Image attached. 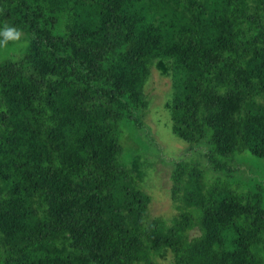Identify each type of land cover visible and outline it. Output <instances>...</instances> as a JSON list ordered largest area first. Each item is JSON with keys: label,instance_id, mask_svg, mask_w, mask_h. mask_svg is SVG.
I'll return each mask as SVG.
<instances>
[{"label": "trees", "instance_id": "trees-1", "mask_svg": "<svg viewBox=\"0 0 264 264\" xmlns=\"http://www.w3.org/2000/svg\"><path fill=\"white\" fill-rule=\"evenodd\" d=\"M262 160L264 0H0V264H264Z\"/></svg>", "mask_w": 264, "mask_h": 264}, {"label": "rangeland", "instance_id": "rangeland-1", "mask_svg": "<svg viewBox=\"0 0 264 264\" xmlns=\"http://www.w3.org/2000/svg\"><path fill=\"white\" fill-rule=\"evenodd\" d=\"M171 86V78L161 76V73L157 71L152 73L146 85L147 93L153 99L151 109L146 116V124L147 126H152L154 135H156L158 142L163 147L162 154L158 156L157 153H152V158H156V156L160 158L162 156L164 158L176 157L183 154L187 148V145L181 143L180 141L182 140L178 139L172 132L169 111L167 112L164 107L168 98L171 97ZM160 117H165L166 121L159 122ZM125 131L129 140H136L131 129L126 128ZM125 152H127L126 155H130L131 149H127ZM258 163L264 170V160ZM152 172L151 176H148L145 181L146 190L153 197L150 207L152 216H162L171 220L177 214V210L172 204L170 193L171 167L169 164L159 160L155 168H152ZM261 260L264 263V251L262 252ZM161 262L162 264H168L169 260H161Z\"/></svg>", "mask_w": 264, "mask_h": 264}]
</instances>
